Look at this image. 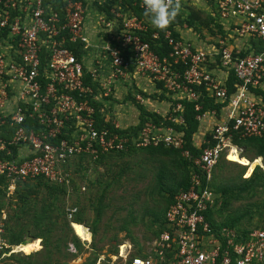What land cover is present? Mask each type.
<instances>
[{
	"label": "built area",
	"instance_id": "2783aa9c",
	"mask_svg": "<svg viewBox=\"0 0 264 264\" xmlns=\"http://www.w3.org/2000/svg\"><path fill=\"white\" fill-rule=\"evenodd\" d=\"M53 1L0 0V178L7 190L37 181L67 185L73 158L96 161L131 146L172 148L193 168L188 186L173 196L150 255L123 264H264V215L246 231L212 226L205 216L216 205L212 171L232 147L241 153L234 135L264 138V0H214L210 13L224 33L197 38L203 41L197 47L165 30L169 50L162 57L141 38L151 26L144 15L114 6L109 15L94 10L92 37L83 1L61 0L56 10ZM152 29L150 40H158L159 29ZM242 50L249 54L239 57ZM131 74L161 84L177 100L172 125L146 122L132 139L118 133L106 105L115 82ZM205 99L219 108L200 113ZM182 101L210 128L192 136L193 148L205 145L196 155L174 127L184 125Z\"/></svg>",
	"mask_w": 264,
	"mask_h": 264
},
{
	"label": "rangeland",
	"instance_id": "374dc122",
	"mask_svg": "<svg viewBox=\"0 0 264 264\" xmlns=\"http://www.w3.org/2000/svg\"><path fill=\"white\" fill-rule=\"evenodd\" d=\"M83 1L86 2L88 32L93 37L96 34L94 2L102 4L107 0ZM179 4L200 12L202 18H207L210 12V6L204 0H180ZM181 31L182 35L189 32L196 39L201 37L184 25ZM201 32H205L204 28ZM232 42L229 41L228 45L234 46ZM131 87L133 84L130 83L129 90ZM151 87L158 90L157 84ZM124 90L121 88L123 92H119L118 89V96L109 99L114 112L110 109L106 116L122 127L125 125L122 114L132 116L128 126L136 125L127 132L132 139L139 132L135 128L138 125L136 112L139 115V111L134 104L127 102L131 92L127 94ZM159 91L161 93L154 92L153 95L148 90V94L137 91L135 95L149 97L153 104L158 103V107L152 110L163 106L159 109L164 114L171 105H168L166 92ZM170 101L172 104V99ZM169 117L163 116L165 120ZM202 122L198 123L200 131L204 128ZM208 126L205 134H209ZM201 139L200 136L195 141ZM129 148L122 155L114 152L111 157L105 155L100 161L73 158L67 168L70 178L67 185L37 181L9 191L0 178V228L6 245V254L0 256V264H123L135 255H150L166 206V195L156 187V173L161 164L166 167L171 164L164 157H149L142 147ZM241 149L242 153L237 157L227 153L228 159H221L212 171L210 187L216 195L213 217L217 222H225L241 215L238 226L252 228L258 226L264 213V183L243 199L229 200L220 193L226 186L237 184L240 176L248 179L257 166L264 175V168L260 167L264 160L257 157L249 146ZM226 200V206H223ZM73 209L76 211L69 217ZM246 213L248 215L244 216ZM24 241L31 243L23 244ZM15 247L16 252L13 251Z\"/></svg>",
	"mask_w": 264,
	"mask_h": 264
},
{
	"label": "trees",
	"instance_id": "16d2710c",
	"mask_svg": "<svg viewBox=\"0 0 264 264\" xmlns=\"http://www.w3.org/2000/svg\"><path fill=\"white\" fill-rule=\"evenodd\" d=\"M83 1V0H82ZM142 0H107L103 2L102 4H99L97 2H94V6L96 10L98 11H104L107 15H109V9L113 6H116L117 9H123V10H131L136 15L142 16L144 15V10L139 8V4ZM210 7L212 6L214 0H204ZM48 2V0H47ZM180 2V0H179ZM179 2H173V4H178L180 7L179 14L175 18V20L167 26L164 30H158L159 32V39L158 40H150V34L153 31L152 25L149 26L148 32L145 35H141L142 40L147 41L151 44V48L159 55L164 56L168 50L169 47L167 46L166 41L163 38V34L165 30H169L171 32V35L175 39H181L180 34L177 32V28H182L183 25L186 26L187 29H190L192 32L200 34L198 37H200L202 40H205V36L207 35L210 39L215 37L217 33L223 34L224 31L222 27L218 24L215 17H212L211 13L209 12V15L207 18H202L200 12H196L191 10L189 7L180 6ZM86 5V2L83 1V6ZM52 9L56 10L60 8L61 6V0H54L51 4ZM202 28H204L205 32H201ZM202 33V34H201ZM260 45L257 44L256 51L259 52ZM76 56H79V53L76 51ZM249 54L248 50H242L239 54V57H244ZM234 82L233 76L230 74L228 79V88H232ZM158 88H162L161 84H157ZM128 101H130L136 109L139 111L138 115V125L135 127L139 131L141 127L146 123L147 121H152L156 125H169L170 122L165 120L163 116H170L172 113H167L165 115H159L155 114V112L148 111L142 104H140L134 97L128 96ZM172 99V98H170ZM177 100L173 101L171 104V108L168 109L169 112L172 111L174 105L176 104ZM182 104L184 106V110L182 113L184 125L183 126H174L177 130H181L184 135L185 140V147L190 149V151L193 154H198L202 150V148L205 147V145L201 146L199 149H195L191 146L192 143V136L198 132L199 124L195 120L196 115H198V112L194 111L193 104L190 102L182 101ZM218 109L219 106L215 105L212 100L205 99L203 100L202 104V110L200 113H204L205 111L209 109ZM171 124V123H170ZM172 125V124H171ZM134 128L129 127L126 130H120L118 133L123 136L126 135L127 132L130 130H133ZM1 131V129H0ZM128 135V134H127ZM232 141L233 143L238 146L239 148H243L246 146H249L254 149L255 154L257 157L262 158L264 160V138L261 139H238L236 135H234ZM129 138L133 137L132 135H128ZM207 139H210V136H206ZM129 149L125 151H117L114 154L116 155H122L125 152H127ZM142 149V148H140ZM142 151L147 154L149 157H164L169 160L171 167H166L164 164H161L159 166V170L157 171L156 175V187L160 193H163L165 196V209L162 212V217L164 218V213L169 206V204L172 202L173 196L180 190V189H186L188 186L189 176L190 173L193 171L192 166L184 159L181 158L178 151L173 150L172 148H164L162 146H148L142 149ZM113 154V153H112ZM112 154H109L108 156H112ZM113 154V155H114ZM4 153L0 152V159L3 157ZM106 156H101L98 161L103 159ZM218 165V164H217ZM216 165V166H217ZM215 166V168H216ZM2 179V178H1ZM3 180V179H2ZM3 183L6 185L5 181L3 180ZM264 183V175L259 170V167L257 166L250 177L248 179H242L241 176L239 178V182L237 184L228 185L224 189L220 190L221 195L226 197V199H243L245 195L248 193H253L257 188H259ZM7 186V185H6ZM5 186V187H6ZM219 190V189H218ZM226 202L223 204V206H226ZM264 204V202H263ZM214 210V209H213ZM209 211L206 213V218L209 220V222L212 224V226L219 223V225L232 227V228H241L239 227L240 218L243 217L241 215H238L236 217H232L231 219L226 220L225 222H217L215 221V217H213V212L215 211ZM220 211V210H218ZM246 213L244 216H247ZM264 215V213H263ZM262 215V217H263ZM261 217V218H262ZM72 222L80 223L78 220H73ZM163 220L160 223V230L162 229ZM251 228V227H249ZM243 231L248 230V228H242ZM159 230V232H160ZM158 232V234H159ZM157 234V236H158ZM37 238V237H36ZM39 239V238H38ZM40 240V239H39Z\"/></svg>",
	"mask_w": 264,
	"mask_h": 264
},
{
	"label": "crops",
	"instance_id": "0c3cea01",
	"mask_svg": "<svg viewBox=\"0 0 264 264\" xmlns=\"http://www.w3.org/2000/svg\"><path fill=\"white\" fill-rule=\"evenodd\" d=\"M182 32V31H181ZM180 32V36L185 40V41H188V42H192V43H194L197 47H200L201 46V42H203L201 39H196V38H194V35H192L191 33H189V32H187L185 35H182V33ZM206 37H207V35L205 36V39H206ZM196 40V41H195ZM150 81L149 80H147L146 78H144V77H141V76H137V75H135V74H131V75H129V76H127V77H125V78H122V79H119V80H117L116 82H115V84H114V89H113V95H112V97L111 98H115L116 96H118L117 95V91H118V89H119V92H123V91H121V88H124L125 90H124V93H130L131 94V97H136V95H138V96H140L139 94H136L135 95V93L137 92V91H141V92H145V93H147L148 94V92H146L147 90L150 92V94L151 95H153V93L154 92H157L158 94L159 93H161L160 91H159V89H162V88H158V90H153V88L151 87V86H154V83H152L151 85L150 84H148ZM117 83V84H116ZM133 84V87H131V89L129 90V84ZM151 83V82H150ZM150 88H152V89H150ZM126 94V95H127ZM150 97H154V96H150ZM140 98H142V101H141V103L140 104H142L148 111H150V112H153V111H156V112H159V113H161L160 112V109L159 108H162L163 106H161V107H159L158 108V110H152V109H154V107H158V103H156V104H153L152 102H151V100H150V98L149 97H146V96H144V97H141L140 96ZM168 99H169V101H168V105L170 104V98L169 97H167ZM167 101V100H166ZM127 102H129V101H127ZM129 103H131V102H129ZM103 105H105V104H103ZM119 106H122V104H118ZM108 108H109V110L111 109L112 110V112H114V110L112 109V107L111 106H109V104L108 105H106ZM123 116H122V121H124L125 122V125L122 127V126H120L119 125V123H117V121L116 120H114L113 122H115V124L116 125H118V127L121 129V130H126L129 126H128V122H130V121H132V116H128V113H124V114H122ZM136 118L138 117V114H137V112H136ZM135 117H133V119H134ZM121 122V121H120ZM137 123H138V118H137ZM132 126H130V127H134L135 125H136V123L135 124H131ZM134 125V126H133ZM199 131H200V128H199ZM202 132H205L206 133V130H205V127L204 128H202V131H201V133ZM198 137H200V136H198Z\"/></svg>",
	"mask_w": 264,
	"mask_h": 264
},
{
	"label": "clouds",
	"instance_id": "9594fccd",
	"mask_svg": "<svg viewBox=\"0 0 264 264\" xmlns=\"http://www.w3.org/2000/svg\"><path fill=\"white\" fill-rule=\"evenodd\" d=\"M179 11V5L170 3V0H144V16L159 30L166 29L175 20Z\"/></svg>",
	"mask_w": 264,
	"mask_h": 264
},
{
	"label": "bare ground",
	"instance_id": "6f19581e",
	"mask_svg": "<svg viewBox=\"0 0 264 264\" xmlns=\"http://www.w3.org/2000/svg\"><path fill=\"white\" fill-rule=\"evenodd\" d=\"M241 153H242V151H241ZM241 153H240L235 147H232V148H231V151H230V153H229V155H230L231 157H237V156H239ZM260 167H261V168H264V165H261ZM29 243H31V241H24L23 244H29ZM16 248H17V247H15L13 251L16 252ZM13 251H12V253H13Z\"/></svg>",
	"mask_w": 264,
	"mask_h": 264
}]
</instances>
